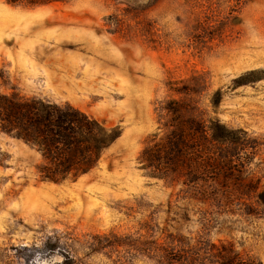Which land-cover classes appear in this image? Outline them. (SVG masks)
<instances>
[{
    "label": "rangeland",
    "instance_id": "obj_1",
    "mask_svg": "<svg viewBox=\"0 0 264 264\" xmlns=\"http://www.w3.org/2000/svg\"><path fill=\"white\" fill-rule=\"evenodd\" d=\"M0 93L121 129L62 183L0 131V264H264V0H0ZM172 100L230 130L229 173L189 189L143 167Z\"/></svg>",
    "mask_w": 264,
    "mask_h": 264
},
{
    "label": "trees",
    "instance_id": "obj_2",
    "mask_svg": "<svg viewBox=\"0 0 264 264\" xmlns=\"http://www.w3.org/2000/svg\"><path fill=\"white\" fill-rule=\"evenodd\" d=\"M8 1L38 6L62 0ZM194 108L172 100L165 108L171 116L165 123L166 131L161 136L154 134L140 156L151 175L162 179L172 176L173 182L182 181L189 189L225 171L229 173L234 154H224L222 145L235 144L230 130L220 120L189 115ZM0 131L40 152L43 162L37 167L39 178L54 183L75 181L92 171L121 136L118 125H109L69 103L1 93ZM206 195L201 191L200 198ZM62 264H74L73 257L68 253ZM223 264L235 263L228 259Z\"/></svg>",
    "mask_w": 264,
    "mask_h": 264
},
{
    "label": "bare ground",
    "instance_id": "obj_3",
    "mask_svg": "<svg viewBox=\"0 0 264 264\" xmlns=\"http://www.w3.org/2000/svg\"><path fill=\"white\" fill-rule=\"evenodd\" d=\"M58 258V257H57ZM44 262V261H43ZM47 262V261H46ZM41 264V263H40ZM43 264H46V263H43Z\"/></svg>",
    "mask_w": 264,
    "mask_h": 264
}]
</instances>
